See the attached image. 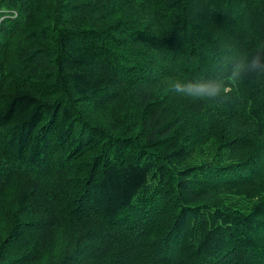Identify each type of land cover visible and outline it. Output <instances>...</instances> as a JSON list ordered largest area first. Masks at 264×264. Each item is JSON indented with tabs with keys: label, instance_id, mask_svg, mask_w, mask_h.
Here are the masks:
<instances>
[{
	"label": "trees",
	"instance_id": "16d2710c",
	"mask_svg": "<svg viewBox=\"0 0 264 264\" xmlns=\"http://www.w3.org/2000/svg\"><path fill=\"white\" fill-rule=\"evenodd\" d=\"M70 1L78 23L63 0H0L39 26L0 23V264H264V78L136 115L103 98L221 79L264 48V0H201L202 25L149 0L157 27L113 19L144 0Z\"/></svg>",
	"mask_w": 264,
	"mask_h": 264
},
{
	"label": "rangeland",
	"instance_id": "374dc122",
	"mask_svg": "<svg viewBox=\"0 0 264 264\" xmlns=\"http://www.w3.org/2000/svg\"><path fill=\"white\" fill-rule=\"evenodd\" d=\"M144 1L149 6V10L144 14L133 11V9L121 10L118 7L112 9L111 14L114 17L113 18L114 21H123L126 18H136V17L143 16L146 23L152 22L153 26L157 27L158 22H159V18H158L156 11L151 6V3L149 0H144ZM232 1L234 3V0H232ZM200 2H201V0H190L189 7L191 10L189 9L190 12L188 14H189V18L194 19L196 21V23H199V25H202V23H205V17L203 15V12L202 11L199 12V10H198L199 7H197V5L202 6V4H200ZM63 3H64L63 4L64 13L68 16L69 20L71 22L78 23V21H77L78 17L69 12L68 4H72V2L70 0H65V1L63 0ZM57 4H58V2L54 3L55 8H56ZM111 5L116 6V3L113 1V2H111ZM36 8H38V7H36ZM70 14H72V15H70ZM52 15H53V13H49L50 17H52ZM76 17H77V19H76ZM3 20L4 21L10 20V22L19 21L20 22V25H19L20 28H18L17 30L22 29V31L26 35L32 33L33 31H36L39 27L38 25L34 24V22H31V23L26 22V18H25L24 13H22V18H21V13H20L19 9L10 8V7H6V6L0 7V23ZM49 20H50V18H49ZM167 82H168V80L162 82L163 84L161 85L160 89H157L158 81H157V83H155L153 85L147 86L146 92L148 93V95L151 98H153L155 100V102H156L155 104H147V99L149 97L146 100L140 99L138 96L133 95V94L129 93L128 91H124L122 89H119V86H114V87H116V88H114L115 91L108 93V95H104L103 98L106 102H108L106 104L108 106L107 108L112 110L113 113L119 111V112H122L125 114H131V115H134V113H135V115H136L139 113V111H140L139 108L142 106L145 107L147 109V111H149V109H151V110L153 108L156 109V107H158L160 104H162V105L165 104L164 107L165 106L168 107L169 103L173 104V101H172L173 99H168V103L166 100L165 92L167 91L166 90ZM169 92H171V91H169ZM175 103H176V101H175ZM176 104H178V103H176ZM114 114H116V113H114ZM87 115L96 119L95 121L97 123H103L104 121L102 119H105V117L103 115V111L102 112H98L96 110L94 112L87 111ZM134 118L135 117H133V119ZM75 228L79 229L80 226L77 225ZM62 235H65V234L62 233ZM57 236H58V233H57ZM57 236L55 237V239L58 238ZM68 237H70V236H66V238H68ZM63 242H65V240ZM60 245H59V248H60ZM57 248H58V242L55 240L54 244L51 245L50 247H48L47 250L49 252L51 250H56Z\"/></svg>",
	"mask_w": 264,
	"mask_h": 264
},
{
	"label": "clouds",
	"instance_id": "9594fccd",
	"mask_svg": "<svg viewBox=\"0 0 264 264\" xmlns=\"http://www.w3.org/2000/svg\"><path fill=\"white\" fill-rule=\"evenodd\" d=\"M264 78V48L254 53H239L231 63L230 71L221 79H200L195 82L168 81L167 91H174L193 100L223 101L229 86L248 77Z\"/></svg>",
	"mask_w": 264,
	"mask_h": 264
}]
</instances>
